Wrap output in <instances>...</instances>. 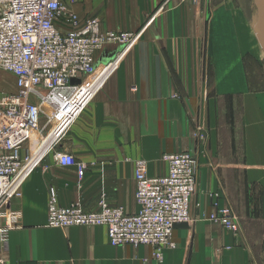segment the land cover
I'll list each match as a JSON object with an SVG mask.
<instances>
[{
    "label": "crops",
    "instance_id": "1",
    "mask_svg": "<svg viewBox=\"0 0 264 264\" xmlns=\"http://www.w3.org/2000/svg\"><path fill=\"white\" fill-rule=\"evenodd\" d=\"M69 6L81 20L98 17L102 30L134 32L139 38L130 47L106 44L95 54L98 69L113 63L114 70L12 200L22 218L6 241L0 235V264H259L262 254L248 231L238 236L208 219L214 209L211 192L219 191L222 202L234 205L244 192L238 187L244 181L231 171L243 164L216 157L223 145L211 150L213 162L204 159L192 202L197 220L176 226L174 246L163 248L162 261L151 245L113 246L106 226L48 225L53 191L62 206L80 203L85 211H97L105 197L136 212V160L147 159L149 174L159 176L167 172L164 152L192 150L201 158L203 146L193 139L191 123L201 99L212 115L216 100L233 96L236 103L239 91L246 107L261 98L264 108V89L248 91L256 89L251 74L264 65L256 1L76 0ZM257 115L251 120H264L263 112ZM33 138L40 146L38 135ZM50 143L46 139L40 152ZM58 153L85 164L84 178L77 165L58 163ZM215 163L221 165L212 168Z\"/></svg>",
    "mask_w": 264,
    "mask_h": 264
},
{
    "label": "built area",
    "instance_id": "2",
    "mask_svg": "<svg viewBox=\"0 0 264 264\" xmlns=\"http://www.w3.org/2000/svg\"><path fill=\"white\" fill-rule=\"evenodd\" d=\"M75 2L0 0V70L12 73L16 85V92L0 85V220L4 221L0 235L4 241L22 218V211L12 208L11 202L21 196L24 181L114 70L113 63L98 69L95 54L106 44L130 47L139 38L134 32L102 30L98 17L81 20L70 9ZM47 126L50 130L43 138L51 143L41 153L43 142L38 140L37 146L33 137ZM56 157L63 166L77 165L79 178H84L86 165L74 155L58 153ZM163 159L168 173L161 176L149 174L147 159L136 160V212L112 206L105 199L91 212L80 203L62 206L53 191L48 225L106 226L113 246L151 245L155 258L161 260L163 248L174 246L176 226L196 221L191 205L198 184L195 155L185 151L165 154ZM211 219L228 230H238L229 208H221Z\"/></svg>",
    "mask_w": 264,
    "mask_h": 264
},
{
    "label": "rangeland",
    "instance_id": "3",
    "mask_svg": "<svg viewBox=\"0 0 264 264\" xmlns=\"http://www.w3.org/2000/svg\"><path fill=\"white\" fill-rule=\"evenodd\" d=\"M251 75L253 76V80L249 82H251L253 88L256 87V89H248V91H253L257 94V90L264 89V65L261 67L256 66L255 72ZM0 85L3 88L9 89L11 92H16L14 76L10 72L0 70ZM239 92L236 103H234L233 96H224L218 101L216 100V103L211 106L213 107L214 115L210 112V106L209 110L206 111V104H203L202 99L195 111L191 112V118L193 119L191 120L193 126L192 137L193 139L195 138L197 144L203 146L201 158L196 151L183 150L178 152H164L161 156V160L167 164L163 156L171 153L187 151L195 155L198 160V184L196 190L203 172V166L205 165L204 159H208V164L215 160L211 152L215 145H223L221 150H219L218 147V151L216 152L217 158L221 157L225 161L235 158L238 160L239 164H243V168L241 166L237 170H231L234 176L237 175L239 177L238 182L244 181L238 183L239 189L242 188L244 192L242 194H240L241 192L239 193L240 196L238 195L239 199L237 205L229 202L227 198V200L222 202L221 198L223 195L220 194L219 191H213L211 192V197L213 199L212 205L214 209L208 215V219L219 224L211 219L212 214L218 213L221 208H229L232 217L238 224V230L236 232L230 231L238 236H240L242 230H244L243 232L248 231L250 241L255 244V247L259 248V253L263 255L262 259V255L259 256V264H264V133H262L264 130V120H251V117L256 118L258 116L257 114L261 112L264 114V108L260 106L261 104H258L261 98L259 100L255 99L252 107L251 105L246 107L245 96H241ZM246 112L250 116L248 121L244 120V114ZM48 129L50 130V126L45 127V130L38 136L41 142L45 141L43 137L46 136ZM215 164H212L211 167L214 168L221 165L219 163ZM167 173L168 164L166 174ZM102 199H105L109 203L105 197ZM191 213L192 215L194 214L192 205ZM193 217H195V215H193ZM162 259L157 260L162 261Z\"/></svg>",
    "mask_w": 264,
    "mask_h": 264
},
{
    "label": "water",
    "instance_id": "4",
    "mask_svg": "<svg viewBox=\"0 0 264 264\" xmlns=\"http://www.w3.org/2000/svg\"><path fill=\"white\" fill-rule=\"evenodd\" d=\"M255 1L259 9V20L257 23L258 38H259V41L262 47L264 48V0H255ZM74 81L79 82V79L74 80ZM184 225H187V224L184 223Z\"/></svg>",
    "mask_w": 264,
    "mask_h": 264
}]
</instances>
